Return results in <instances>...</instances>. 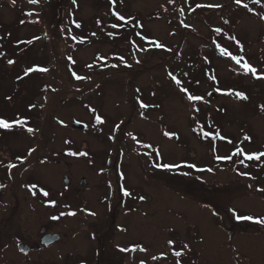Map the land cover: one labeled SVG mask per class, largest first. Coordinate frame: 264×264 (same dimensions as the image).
Instances as JSON below:
<instances>
[{
  "label": "rangeland",
  "instance_id": "1",
  "mask_svg": "<svg viewBox=\"0 0 264 264\" xmlns=\"http://www.w3.org/2000/svg\"><path fill=\"white\" fill-rule=\"evenodd\" d=\"M261 16L264 0H0V118L24 121L0 128L5 229L12 214L24 234L46 226L83 246L86 264L216 250L227 173L264 141ZM36 67L48 71L25 75ZM217 156L231 157V173Z\"/></svg>",
  "mask_w": 264,
  "mask_h": 264
},
{
  "label": "flooded vegetation",
  "instance_id": "2",
  "mask_svg": "<svg viewBox=\"0 0 264 264\" xmlns=\"http://www.w3.org/2000/svg\"><path fill=\"white\" fill-rule=\"evenodd\" d=\"M257 146L258 148H251L255 150L254 153L264 152V141L259 142ZM243 147L246 148L244 144ZM253 159L246 158L238 168L232 167L233 170L237 169V172L232 171L233 177L238 179L236 182L227 173L221 208L213 212L215 216L211 219L215 234L222 236L220 246L208 253L192 249L189 252L190 260L183 259L181 255L176 256L178 250L166 249L163 251L162 264H264V225L256 223L255 220L235 219L236 215L264 218V192L258 190L264 189V163L259 165V159ZM232 163V159L226 161L227 169L231 168ZM229 171L231 173V169ZM2 216L0 264H86L83 246L82 251L79 249L75 251L74 242L65 239L66 236L47 231L46 226H42L40 232L36 228L27 229L25 234L19 232L14 229L15 214L10 215L9 228L5 229L6 219L5 215ZM47 233L57 234L56 239L48 244L43 241ZM66 240L70 241L71 245L65 249L56 246L57 243ZM129 255L130 264H139L143 261L134 260L135 255L132 253Z\"/></svg>",
  "mask_w": 264,
  "mask_h": 264
},
{
  "label": "snow or ice",
  "instance_id": "3",
  "mask_svg": "<svg viewBox=\"0 0 264 264\" xmlns=\"http://www.w3.org/2000/svg\"><path fill=\"white\" fill-rule=\"evenodd\" d=\"M29 2L34 4V3H37V0H29ZM169 2H172V0H169ZM241 2H242V0H235V3L237 5H240ZM260 2H261V0H254V3H260ZM196 7L197 8L204 7V5H196ZM207 7H220V5H207ZM244 7L245 8H248V5L245 4ZM114 15L118 16L119 20H121V21H123L125 19V17L122 16V15H119V13H114ZM261 19H264V16H261ZM77 27H79V25H77ZM113 27H116V25H113ZM217 31H220V30L217 29ZM93 35H95V34H93ZM233 39H235V38L233 37ZM31 42L32 41H28V43H31ZM153 43H154L155 47H157V48L164 47V45H162V44H160L158 42L153 41ZM237 43H239V41H237ZM221 51H222V53L224 55H229V53L227 51H225L224 49H221ZM121 59H123V58H121ZM232 59L235 60V62L237 64H240L241 57H239V56H233ZM8 63L9 64H12L13 61L12 60H9ZM116 66L117 65H112V67H116ZM87 67L90 68L91 65H87ZM242 67H243V69H244L245 72H250V73H252L254 75L257 72L256 68L251 67L247 62H245L242 65ZM32 71L46 72V71H48V69H46V68H39V67H36V68H28L25 71V75H27L28 73H30ZM73 75L75 76V78L77 80L84 79V77L78 76L75 73H73ZM172 79L175 80V82H176L177 85H180V83H181L180 80L176 79L174 76L172 77ZM180 90L182 92H184V93H187V100L190 101V102L201 101V100L204 99V97H202V96L194 95V94L189 93L187 88H181ZM235 95L238 98L247 99V97L243 93H241V92H236ZM140 107L141 108H146V107H148V105L141 103L140 104ZM262 108H264V106H262ZM196 110L198 111L199 109H196ZM93 111H95V110L93 109ZM95 120H96L97 123H102V118L99 115H97L95 117ZM23 123H24L23 120H15L12 123H9V121H7V120H5L3 118H0V128H3V129H11L13 127V124H21L22 125ZM61 123H63V121H61ZM117 127H119V125H117ZM27 131L29 133H31L34 130L32 128H28ZM209 134L210 133H206V135H209ZM129 135H131V134H129ZM165 135L168 136V135H171V134L165 133ZM216 136L220 137L221 139H224V137H221L220 136L219 131L216 132ZM133 139H135V137H133ZM245 139H250V137H245ZM66 143H67V141H66ZM32 151H34V150L33 149H30L29 150V154H31ZM240 151H242V150H240ZM72 155H87V153H72ZM237 155H239V152H237ZM260 157H264V152L250 154V155L247 156V159H249V160H252L253 158L260 159ZM216 159H218V160H220V159H231V157H228V156H217ZM9 167H15V165H9ZM154 167H156V168H163V169H167V170H172V169H175V168L180 167V165H176V164H155ZM187 167L196 168V165L195 164H190V165H187ZM197 170L198 171H204L205 169H197ZM206 170L209 171V172L212 171L211 168H208ZM0 187H3V185H0ZM33 187H35V186H33ZM249 187H251V185H249ZM258 190L264 192V189H258ZM44 195L47 196L48 193L47 192H44ZM125 195H129V193L127 191H125ZM139 198L141 200L145 199V197H143V196H141ZM51 203H54V201H52ZM69 214L70 215H75V213H69ZM93 215H94V213H93ZM235 219H237V220H249V221L255 220L256 223L264 225V218H254L253 216H240V215H236L235 216ZM168 243L169 244H172L173 241L169 240ZM184 247H187V245H184ZM141 250H143V249H141ZM121 251H128V249H121ZM175 255L176 256H180L181 253L179 251H177L175 253ZM141 264H144V262L141 261Z\"/></svg>",
  "mask_w": 264,
  "mask_h": 264
},
{
  "label": "water",
  "instance_id": "4",
  "mask_svg": "<svg viewBox=\"0 0 264 264\" xmlns=\"http://www.w3.org/2000/svg\"><path fill=\"white\" fill-rule=\"evenodd\" d=\"M78 124V122H76V121H74L73 122V125H77ZM69 182V178L66 176L65 177V183H68ZM56 237H57V234H50V233H47V234H45V237H43V241H44V243H49V242H52L53 240H55L56 239ZM45 239H48V240H45Z\"/></svg>",
  "mask_w": 264,
  "mask_h": 264
}]
</instances>
